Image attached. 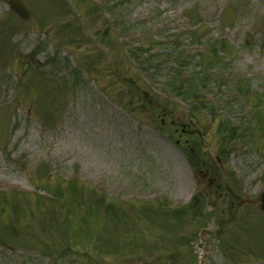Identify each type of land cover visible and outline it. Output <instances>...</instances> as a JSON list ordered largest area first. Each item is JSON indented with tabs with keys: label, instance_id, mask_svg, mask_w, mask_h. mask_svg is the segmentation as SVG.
Here are the masks:
<instances>
[{
	"label": "rangeland",
	"instance_id": "1",
	"mask_svg": "<svg viewBox=\"0 0 264 264\" xmlns=\"http://www.w3.org/2000/svg\"><path fill=\"white\" fill-rule=\"evenodd\" d=\"M6 1L0 264H264V0Z\"/></svg>",
	"mask_w": 264,
	"mask_h": 264
},
{
	"label": "water",
	"instance_id": "2",
	"mask_svg": "<svg viewBox=\"0 0 264 264\" xmlns=\"http://www.w3.org/2000/svg\"><path fill=\"white\" fill-rule=\"evenodd\" d=\"M10 8L16 12L20 17L26 19L30 16L28 10L18 1L12 0L9 2ZM261 210L264 211V191L260 196ZM2 242V237L0 235V243Z\"/></svg>",
	"mask_w": 264,
	"mask_h": 264
}]
</instances>
